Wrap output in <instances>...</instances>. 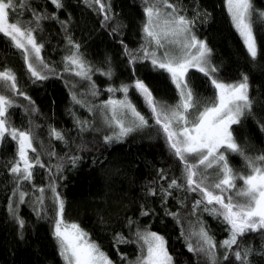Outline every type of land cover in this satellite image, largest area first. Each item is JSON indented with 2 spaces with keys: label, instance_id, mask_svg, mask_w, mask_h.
<instances>
[{
  "label": "trees",
  "instance_id": "16d2710c",
  "mask_svg": "<svg viewBox=\"0 0 264 264\" xmlns=\"http://www.w3.org/2000/svg\"><path fill=\"white\" fill-rule=\"evenodd\" d=\"M23 2L17 0L18 4ZM169 2L194 21L193 32L211 49V63L218 69L214 74L216 78L231 83L248 77L252 110L242 117L239 125H233V134L246 154L264 153V19L257 16L264 12V0H251L258 47L255 60L233 26L225 0ZM108 3L112 17L108 22L96 10L98 5L89 6L84 0H63L61 9H56L51 0H28L27 5L17 7L15 13L10 11V20H32V10L58 17L41 20L35 32L38 43L44 46L41 55L55 70L48 73L45 80H34L21 52L0 34V70H12L23 93L5 92L15 100L8 119L12 127L32 131L34 146L45 165L32 169L31 181L18 184L10 173L16 159V144L8 136L0 141V264H64L53 235L58 205L52 200L49 188L52 183L64 201V220L78 224L87 232L113 264H135L141 255L140 245L135 242L138 227L165 238L173 264H206L203 255L189 252L187 248L186 234L197 226V216L216 241L219 264H239L232 255L228 260L222 258L224 249L220 248V242L228 236L225 224L206 212L193 213L195 193L171 189L172 195L166 198V203L162 201V188L173 178H180L181 165L134 88H130L128 96L137 109L149 117V127L130 134L123 141L105 142V136L112 130L104 124L101 105L109 99L123 98L119 92L115 96L109 93V86L119 87L140 79L158 100L167 104L178 100L167 73L153 70L148 61L131 64L125 51L126 45L136 53L145 43L144 0H108ZM60 21L67 22L66 28ZM114 26H119L116 33L112 31ZM69 36L80 45V53L93 69L96 96L91 95L89 81L65 71L64 57L70 52ZM96 69L105 72L110 69L111 78ZM188 80L201 102L213 97L214 89L208 77L191 69ZM73 94L84 101L83 106L73 101ZM77 120L87 122L86 130L81 131ZM51 129L61 132L64 140L51 136ZM29 155L35 157L36 154ZM71 157H79L74 166ZM228 161L235 171L247 173L240 156L229 154ZM58 163H62L63 168L57 174ZM164 176L167 179H163ZM236 183L240 187L242 182ZM40 188L45 190L42 204L38 202ZM149 189H154L157 195H150ZM17 190L26 193L23 203L19 202ZM9 206L16 210L15 215L9 211ZM142 208L151 209V214L141 215ZM168 212L178 214L177 218L166 214ZM19 219L24 221L23 228ZM117 234L128 242L117 244L114 239ZM195 242L193 238L192 243ZM238 243L252 249L249 264H264V235L249 233Z\"/></svg>",
  "mask_w": 264,
  "mask_h": 264
},
{
  "label": "snow or ice",
  "instance_id": "6c2138e0",
  "mask_svg": "<svg viewBox=\"0 0 264 264\" xmlns=\"http://www.w3.org/2000/svg\"><path fill=\"white\" fill-rule=\"evenodd\" d=\"M27 3L28 0L21 4L17 0H0V34L8 38L12 46L21 52L34 80H45L48 79V73H54L55 70L41 55L44 46L38 43L35 32L41 20L58 17L32 10V20H10V11L15 13L17 7H24ZM84 3L89 6L98 5L96 10L105 22L112 19L108 0H84ZM51 4L56 9L64 7L63 0H51ZM225 4L233 26L242 38L248 54L255 60L258 47L253 32L255 10L251 0H225ZM144 5L145 21L142 32L145 43L136 53L127 49L126 45L125 51L131 64L148 61L153 70L167 73L175 86L178 100L175 104L158 100L150 87L140 79L119 87L109 86V93L115 96L119 92L123 98L109 99L101 105L105 113L104 124L112 130L110 135L105 136V142L123 141L130 134L149 127V117L142 114L128 96L130 88H134L150 113L157 131L163 135L172 155L181 165L180 178H173L166 188H162V201L166 203V198L172 195L171 189L195 193L197 198L192 204L193 213L206 212L219 218L226 226L228 236L220 242V248L224 249L223 260H228L229 255H232L239 264H249L248 257L252 254V249L243 247L238 241L249 233L259 232L264 235V153L257 156L246 154L233 134V125H239L242 117L252 110L248 77L243 76L240 81L231 83L216 78L214 74L218 69L211 63V49L193 32L194 21L182 15L178 7L169 0H144ZM257 16L264 19V12L257 13ZM60 23L66 28V21ZM118 27L112 28L113 33L118 31ZM67 40L70 52L64 57L65 71L72 72L81 80L89 81L91 95H98L92 81L93 69L80 53V45L70 36ZM191 69L209 78L214 89L210 100L201 102L194 94L188 80ZM96 71L109 79L112 76L110 69L106 72L100 69ZM5 92L23 95L16 83V76L10 69L0 70V141L8 136L16 144V159L11 164L10 173L20 184L31 181L33 168L37 165L44 168L45 165L39 159L40 154L34 146L32 131L11 126L8 112L15 106V100ZM24 98L30 99L27 96ZM72 99L75 103L84 105V101L75 94ZM77 124L81 131L86 130V121L77 120ZM50 135L57 140H64L63 134L56 129H51ZM29 153L36 155L30 157ZM229 154L242 158L247 173L235 171L230 166ZM78 159L79 157H71V164L74 166ZM62 168V163H58L55 166L56 173L62 171ZM212 169L215 171L210 172ZM49 172H52L51 168ZM162 178L167 179L166 176ZM238 180L242 182L240 187H237ZM49 188L53 193V203L58 205L53 235L64 264H113L87 232L78 224L64 220V201L56 191L54 183ZM17 191L19 202L23 203L26 193ZM44 191L43 188L39 189L41 195L38 202L41 204ZM149 194L157 195L154 189H149ZM9 211L15 215L16 210L11 206ZM151 212V209L142 208L141 215L148 216ZM166 214L172 215L174 219L178 216L176 213ZM18 223L23 228L24 221L19 219ZM131 223L133 222L130 221ZM196 225L186 234L188 251L203 255L206 264H219L216 241L199 216ZM135 236L141 252L135 264H173L167 241L162 235L138 227ZM193 238L195 244L192 243ZM114 239L117 244L128 242L120 234Z\"/></svg>",
  "mask_w": 264,
  "mask_h": 264
},
{
  "label": "rangeland",
  "instance_id": "374dc122",
  "mask_svg": "<svg viewBox=\"0 0 264 264\" xmlns=\"http://www.w3.org/2000/svg\"><path fill=\"white\" fill-rule=\"evenodd\" d=\"M170 11V10H169ZM199 39V38H198ZM200 40H202V39H200ZM202 41H204V40H202ZM105 114V113H104ZM112 133V132H111Z\"/></svg>",
  "mask_w": 264,
  "mask_h": 264
}]
</instances>
